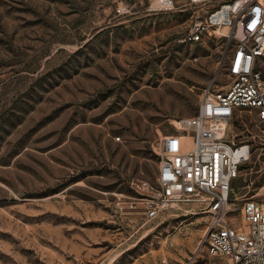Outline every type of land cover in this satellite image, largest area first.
Instances as JSON below:
<instances>
[{
	"label": "rangeland",
	"instance_id": "1",
	"mask_svg": "<svg viewBox=\"0 0 264 264\" xmlns=\"http://www.w3.org/2000/svg\"><path fill=\"white\" fill-rule=\"evenodd\" d=\"M149 2L0 0V264H229L192 206L148 221L133 205L175 120L229 82L227 38L191 42L194 9ZM255 117L231 135L259 134ZM254 147L234 188L264 204V136Z\"/></svg>",
	"mask_w": 264,
	"mask_h": 264
},
{
	"label": "built area",
	"instance_id": "2",
	"mask_svg": "<svg viewBox=\"0 0 264 264\" xmlns=\"http://www.w3.org/2000/svg\"><path fill=\"white\" fill-rule=\"evenodd\" d=\"M179 6L194 9L191 42L225 31L229 82L208 86L196 115L175 120L176 132L159 143L156 181L138 185L133 205L148 221L167 220L171 209L190 205L189 213L208 217L203 244L210 256L229 264H264V204L234 188L252 159L254 141L264 136V0H150L148 9L173 12ZM245 111L255 113L259 134L238 140L231 124Z\"/></svg>",
	"mask_w": 264,
	"mask_h": 264
},
{
	"label": "bare ground",
	"instance_id": "3",
	"mask_svg": "<svg viewBox=\"0 0 264 264\" xmlns=\"http://www.w3.org/2000/svg\"><path fill=\"white\" fill-rule=\"evenodd\" d=\"M217 32H218V31H217ZM219 32H221V33H222V35H224V34H225V31H223V32H222V30H220Z\"/></svg>",
	"mask_w": 264,
	"mask_h": 264
}]
</instances>
